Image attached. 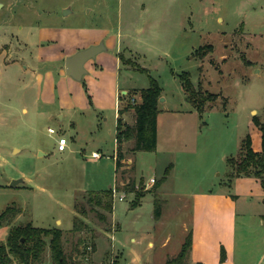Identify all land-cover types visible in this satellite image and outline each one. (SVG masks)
<instances>
[{
  "label": "rangeland",
  "instance_id": "1",
  "mask_svg": "<svg viewBox=\"0 0 264 264\" xmlns=\"http://www.w3.org/2000/svg\"><path fill=\"white\" fill-rule=\"evenodd\" d=\"M99 42L105 50L86 61L82 79L67 76L65 57ZM182 72L195 89L214 95L201 112H187ZM149 77L163 99L156 148L129 152L125 146L126 160L115 173L116 110L137 103ZM128 111L121 118L131 123ZM253 115L264 121V0H0V213L20 208L10 224H0V242L10 226L30 222L61 229L64 250L71 253L73 204L88 191L113 187L119 188L113 220L102 223L93 211L84 218L99 237L92 261L80 262L123 264L122 253H111L110 244L119 248L123 241L127 252L128 237L155 224V194L166 198L160 208L171 215L160 229L171 234L169 254L192 220L198 194L209 189L237 196L238 211L249 214L236 218L235 254L238 261L258 264L264 225L253 214H264L260 185L253 178L230 180L226 162L238 155L245 135L260 150ZM61 136L67 141L58 151ZM168 165L159 195L152 185ZM16 179L21 182L10 185ZM127 181L130 190L123 188ZM136 201L141 204L132 210ZM116 222L121 228L110 243L104 228L112 233ZM144 235L135 244L138 251L162 263L163 250L148 248ZM45 257L49 264L47 252Z\"/></svg>",
  "mask_w": 264,
  "mask_h": 264
},
{
  "label": "trees",
  "instance_id": "2",
  "mask_svg": "<svg viewBox=\"0 0 264 264\" xmlns=\"http://www.w3.org/2000/svg\"><path fill=\"white\" fill-rule=\"evenodd\" d=\"M210 49V46L206 47ZM202 58L205 53H200ZM120 58V56H119ZM146 72L145 69H140ZM181 88L185 92V100L198 112L202 111V106L214 99L210 93H201L195 89L189 79L188 72L178 75ZM149 86L138 89L139 101L132 105H124L116 110L114 140L116 141V153L114 156L115 173L121 167L124 160L122 144L131 141V146L127 151H154L156 148V117L161 109L158 108V99L161 96V88L153 77H149ZM120 96V94H119ZM118 96V97H119ZM133 112L132 124L123 122L121 116L124 112ZM253 124L260 131L261 147L259 151H254L250 144L249 135H245L240 144V150L235 158H229L226 162L229 172V179L237 177H252L259 183L264 193V121L260 122L253 115ZM171 165H168L163 175L157 180L152 188L155 190L165 180ZM131 181H127L123 188L130 190L133 186ZM119 191V188L115 189ZM113 193L111 187L99 191H88L82 196V202L76 201L73 204L74 212L72 226L68 232L75 235L74 243L71 245V253H66L63 246L64 232L57 228L34 227L30 222L20 225L10 226L3 243L0 242V264H44L46 252L49 254V264H83L82 260L92 261L91 255L95 251L94 240L96 234L84 218L88 211H93L98 221L105 223L107 214L112 213ZM140 194L137 195V197ZM139 198V197H138ZM137 202V201H136ZM84 204L88 205V208ZM153 217L160 215V200L157 194L153 199ZM96 207L97 209H94ZM20 213V208L8 206L0 213V224L9 222L16 214ZM190 235L187 234L177 254L165 260L162 264H190L188 254L190 250ZM89 249V250H88ZM74 255L76 257L74 258ZM224 259L223 249H220V260Z\"/></svg>",
  "mask_w": 264,
  "mask_h": 264
},
{
  "label": "crops",
  "instance_id": "3",
  "mask_svg": "<svg viewBox=\"0 0 264 264\" xmlns=\"http://www.w3.org/2000/svg\"><path fill=\"white\" fill-rule=\"evenodd\" d=\"M159 100V99H158ZM163 101V99H162ZM191 109V110H190ZM189 110H187L188 113L193 114L194 110L192 107H190ZM161 113H158L156 117V127H158V117ZM127 115H130V112L127 111ZM133 122V115L132 120ZM132 122H125L127 124H132ZM131 141H128L126 143L122 144V152L124 154V160L125 159V146H127V149L131 146ZM129 144V146H128ZM114 158V157H113ZM122 160L121 163H124L125 161ZM131 160V159H129ZM115 172V169H114ZM169 175V174H168ZM116 178V175H115ZM246 178H252V177H246ZM255 182V180L253 178ZM164 181L158 186V193L160 195L162 191V185ZM109 188V187H108ZM261 198L263 199L264 203V193L262 192V189L260 187L259 189ZM158 195V196H159ZM180 194L176 193L174 196H178ZM200 200L199 203L193 204L192 212L189 211V215L192 216V220H190L188 226L186 224L182 227V235L184 233V238L180 236V238L177 240V242L174 244V246L171 245V252L168 254V247L170 244H172L171 240V234L169 232H161L160 229L163 227V220H167L168 217H170L166 212L160 208V215L157 218H153L155 224L152 226H148L146 228H140L137 231V236L130 235L128 237L129 244L127 252H125L122 244L123 241H118L119 248H115L112 246L111 240L114 239L113 234L118 232L120 230V224L117 223V229L113 230L112 233L109 232L108 227L105 226L104 232L106 234L110 235V248L111 253H115L117 251L121 252L124 258L123 264H156L153 261L149 260V257H144L136 247V243H139L144 235V233L147 235V247L151 248L152 250L158 247L160 250H163L162 255V263L165 262L166 259L171 258L177 254L179 251L183 240L185 239L186 235H190L191 243H190V250L188 254V263L190 264H248L246 261H238L235 254L236 248V235H235V224H236V218L238 216H242L245 219L248 218V213L245 211V209L239 210L237 209V196L233 195L234 197H229V194L225 192L221 193H213L211 190H205L199 193ZM178 201H180V197ZM160 203H164L165 199H160ZM215 200L221 205L220 207L218 204H216ZM141 202H137V205L132 206L131 209L133 210L135 207L140 206ZM197 204V206H196ZM186 205V204H185ZM257 211V210H256ZM165 212V214H164ZM75 214V212H74ZM111 214H109L110 217H107V221H109L108 218L112 219ZM165 215V216H164ZM153 216V215H152ZM254 218L259 220V225L263 227L264 225V214L260 212H254L253 214ZM113 220V219H112ZM106 221V222H107ZM154 225H157L154 226ZM71 228V227H70ZM69 230V229H68ZM99 235L96 236L94 243H96V240L98 239ZM113 237V238H112ZM104 238L105 237H101ZM158 238V240H157ZM262 239L264 241V233L262 235ZM223 249L224 253V259L220 260V249ZM95 251H96V244H95ZM94 251V253H95ZM263 255L259 258L258 264H264V250L262 251ZM76 255H74V258ZM159 263V264H162Z\"/></svg>",
  "mask_w": 264,
  "mask_h": 264
},
{
  "label": "water",
  "instance_id": "4",
  "mask_svg": "<svg viewBox=\"0 0 264 264\" xmlns=\"http://www.w3.org/2000/svg\"><path fill=\"white\" fill-rule=\"evenodd\" d=\"M67 10L68 9H63V13L65 14ZM103 50H105L103 42H99L96 45L80 49L72 55L65 57L63 63L65 74L74 80H81L84 73H86V69L84 67L86 61L93 59L99 52H103ZM124 93L125 91L123 90L122 94ZM159 101H162L161 97H159ZM17 182H21V179L12 180L10 185Z\"/></svg>",
  "mask_w": 264,
  "mask_h": 264
},
{
  "label": "built area",
  "instance_id": "5",
  "mask_svg": "<svg viewBox=\"0 0 264 264\" xmlns=\"http://www.w3.org/2000/svg\"><path fill=\"white\" fill-rule=\"evenodd\" d=\"M48 133H53V129H51V128H49L48 127ZM66 141L67 140H65V138L64 137H58V139H57V150L58 151H63L64 149H65V146H66ZM91 157L92 158H99L100 157V155H99V153H97V152H92L91 153ZM150 182L151 183H153L154 182V180L153 179H150ZM112 189V192H114L115 193V188H111ZM124 198V195H123V193L122 194H120L119 196H118V199L119 200H121V199H123Z\"/></svg>",
  "mask_w": 264,
  "mask_h": 264
}]
</instances>
